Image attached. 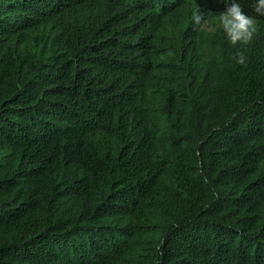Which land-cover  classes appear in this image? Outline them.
Returning a JSON list of instances; mask_svg holds the SVG:
<instances>
[{
  "label": "trees",
  "instance_id": "1",
  "mask_svg": "<svg viewBox=\"0 0 264 264\" xmlns=\"http://www.w3.org/2000/svg\"><path fill=\"white\" fill-rule=\"evenodd\" d=\"M238 2L246 45L231 0H0V264H264V16Z\"/></svg>",
  "mask_w": 264,
  "mask_h": 264
},
{
  "label": "clouds",
  "instance_id": "2",
  "mask_svg": "<svg viewBox=\"0 0 264 264\" xmlns=\"http://www.w3.org/2000/svg\"><path fill=\"white\" fill-rule=\"evenodd\" d=\"M225 2L227 3V0ZM252 7L257 15L264 16V0H256ZM202 20L203 16L200 13L193 17L195 25H200ZM218 20L219 26L232 45L248 44L256 32L255 19L245 13L238 0H231L226 9L220 12ZM236 61L238 64L246 63L243 51L237 53Z\"/></svg>",
  "mask_w": 264,
  "mask_h": 264
}]
</instances>
